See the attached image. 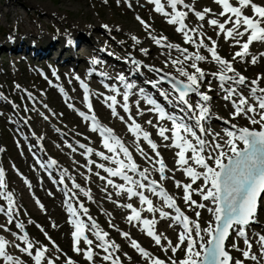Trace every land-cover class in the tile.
<instances>
[{
	"label": "rangeland",
	"instance_id": "1",
	"mask_svg": "<svg viewBox=\"0 0 264 264\" xmlns=\"http://www.w3.org/2000/svg\"><path fill=\"white\" fill-rule=\"evenodd\" d=\"M164 1L166 3L165 10L171 12L167 0ZM164 1L161 0V2ZM254 2L264 5V0H254ZM185 3L193 5L198 11L204 8L212 9V12L203 22L198 21L195 15L189 12L186 24L190 28L199 27L201 24L204 25L205 30L203 29V31L206 37H211L212 40L217 41L218 54L233 63L234 54L236 51L241 50L240 47L230 40L226 41L223 35H218L217 30L207 24V19L211 18L223 21L224 18L217 15L221 8L214 0H185ZM131 4L132 7L130 8L127 6L126 0H0V149H3V151H0V168H3L7 173L5 176L6 190L13 193L14 207L16 209L13 223L11 224L8 223V216L5 213H0V238L7 241V253L12 255L14 259L21 260L23 264H34V261L16 247V245L24 246L23 242L17 239V236L22 233L16 228V223L24 225V230L27 231L30 241L34 244V249L47 248L45 260L42 261V264H47L49 259L54 264H67L69 258L74 264H110L109 261L103 260V251L95 245L93 250L96 255L91 262L87 261L83 254H78L74 251L72 237L74 228L68 221L70 217L66 213L67 206L63 203L69 198L63 195L64 185L53 182L54 180L58 181L62 169H67L69 177L74 178L86 190H90L91 200L83 196V194H79L78 190H76L78 194L73 196L71 203L74 204L77 212L82 217V210L79 209L78 205L83 203L89 210L88 214L97 221L102 230L109 233L108 239L119 245V251L112 249V252L114 256L119 257L120 264H150V262L136 252L130 246V240L123 238L116 229L129 232L130 236L143 245L145 250L150 252L152 256L165 260L166 263L171 260L179 261L185 258L183 246L175 254L171 250L164 251L150 237L145 235L144 231L139 230V228L141 229L140 225L134 226L137 222L130 224L127 221L126 217L130 214L129 209L118 206L116 201L120 205L132 203L138 207L137 204H140L138 198L128 199L126 194L117 197L114 195L115 190L109 187L108 193H113V196L111 200L107 199V193L102 190L105 188L106 182L95 175L98 171L101 176H106V173L94 166L92 171L88 172L85 166L86 157L81 155L84 150L79 149L74 142V139H79L86 146L109 154L103 148V138L100 137L99 133L92 132L90 130V122L85 121L78 114L80 110L87 111V108L83 101L84 91L81 88L80 80H77L76 77L88 83L90 79L89 73L93 75L94 93L91 94L96 98L93 103L94 114L101 121V124L113 129L114 135L125 134L128 140L123 139V136H121V140L132 152L133 159L140 170H143L145 166L152 168L155 164L140 155L136 150V142L133 135L123 123L118 122V118L111 115L110 109L106 107L105 96L114 94L108 92L105 87L106 84L117 86L116 84L119 83L116 82L119 75L129 76L131 79L127 81L135 85L133 92H139L142 88L144 95L150 96L158 104H162L166 113L175 114L178 118L185 120V123H194L182 117L181 112L185 111L184 105L174 101L171 96L166 100L160 95V89L170 90L171 85L168 80L172 76H179L178 72H176V66L170 63V59L178 58L180 54L174 50L156 45L150 38L148 30L137 20V16L151 26V35L166 37L167 43L188 48L189 53L196 51L194 45L185 44L183 35L175 31L176 26L167 23L168 17L156 13L154 5L149 3L148 0H131ZM147 4L150 6L149 9L143 7V5ZM9 9H11V12L8 11ZM27 10L30 12L29 15H27ZM178 10L187 11L182 6H178ZM17 11L20 12L24 19L25 28H19L20 26L16 19ZM43 11L48 12L49 16L41 15L40 13ZM245 13L253 14L250 8L245 9ZM39 16L41 17L39 18ZM32 18L36 20L35 23L32 22ZM104 25L109 27L106 29L103 27ZM34 31L38 34H34ZM28 32H30L29 35L22 36V34ZM40 32L45 33V35H40ZM87 34H91L94 38V44L90 46L89 57L80 45H75L74 48L68 46V49L63 54L59 53V47L66 45L64 40L66 37L69 40L67 43L73 45L74 36H85ZM132 36H136L140 40V44H135L131 39ZM15 39L17 40L14 41ZM246 39L247 37L245 36L243 40ZM32 40L35 43H29ZM53 40H55V44L51 46ZM205 43L210 45V41L207 39ZM26 44L28 46L25 48ZM35 44L38 46L36 52L32 48L35 47ZM142 48L148 49L147 55L140 51ZM199 51L200 54L206 56V60L197 62L198 66L207 74L206 79L203 81V86H201V91L207 92L212 97L211 102L216 105V114L234 122L238 128L260 129L259 125H252L247 116L233 117V108L230 105V101H226L223 98L224 93L219 89V82L211 75V73L218 71L219 66L210 59V54L206 49H200ZM70 53L73 58L69 60L67 69L64 72L55 70L59 65H65L64 59L69 57ZM261 53H264V42L255 41L249 52V57L252 55L260 57ZM107 54L115 57L114 71H110V73H106L101 67L103 65L102 60L106 59ZM129 56L140 61L141 67L139 70L131 63L125 62V58ZM94 59L98 60L99 63L93 64L92 61ZM190 63L189 61L184 64L185 69L189 72L193 71L190 68ZM147 66L160 69V71H150ZM233 67L244 75L249 82L257 77H264V59H258L257 63L253 65L250 59L241 60L237 58L233 63ZM100 73H105L106 75L102 76ZM166 73L169 74L166 80L158 88H153L149 81L159 80L160 76ZM98 79L103 80L105 85L96 82ZM180 79L185 78L180 77ZM94 82L96 83L94 84ZM209 84L211 88L212 85H215L217 87L216 91H211ZM16 85H19L20 88L18 89ZM259 86L264 87V81H261ZM60 88L64 89L63 93ZM245 88L250 91L249 87L245 86ZM241 91L243 90L241 89ZM27 93H31L34 100L29 99ZM139 96H136L133 100L135 104H133L131 115L143 126L145 131L151 134V139L157 143L158 151L166 167H168L166 175L170 177V180L168 179L167 184L162 183L164 180H159L162 184L161 186L165 187L168 193L174 196L177 205L190 219L196 220L194 211L182 199V189L176 188L173 181L174 177L175 180H180L184 183L189 182V179L179 170V166L174 164L176 163L174 155L177 149L171 146V141H163L158 136V130L154 124L158 114L149 113V109L152 106L139 103V107H137ZM117 98L119 101L117 105L119 115L124 116L129 124L130 121L127 119V114L120 107L123 103L122 96ZM188 98L194 104L199 99L194 93H190ZM253 100L255 105V99L253 98ZM69 103L73 105L72 108L68 107ZM14 105L18 107H14ZM45 105H47V108L44 107ZM141 112L143 113L142 115L140 114ZM40 113L48 115L49 119H43ZM214 116L217 115L210 114L209 118ZM209 118L205 121H208ZM256 118L259 119V114L256 115ZM149 120H152L153 124H148L147 121ZM213 124L225 127L215 122ZM163 126L171 127L165 124ZM56 129H60V131L57 132ZM21 135L26 140L27 147L31 144V147H28L31 151H28L25 144L20 140ZM37 139L43 144L42 146L37 144ZM68 143H72L73 146L78 148V151L73 153L66 146ZM140 146L148 153L149 157L151 154L154 157V153H152L146 142L141 140ZM238 147L242 148L243 144L238 143ZM37 158L44 162L55 159L58 164L54 168L59 173H54L52 171L54 168H50V170L40 168ZM91 159L98 163H106L107 166L109 164L101 161L95 155ZM223 162H227V159ZM208 163L214 166L212 160H208ZM173 166L174 170L180 173L173 174L171 172ZM49 173H51V176ZM156 175L157 178H160V174L157 171ZM86 177L88 178L86 179ZM157 178L153 179L156 180ZM113 179L115 183H122L118 177ZM25 180L30 182L31 187H28ZM95 181H102L103 184H96ZM65 183L71 188V179H66ZM202 183V181H198L193 187H199ZM92 190H94V194ZM192 198L198 203H203L199 195L193 194ZM153 199L156 206L157 203L163 204L159 197ZM37 200L43 204V209L36 203ZM211 206L215 207L214 204L209 205V207ZM0 207L7 208V201L0 199ZM157 207L166 208L163 205ZM167 210L172 213L174 211ZM197 210L201 213L198 219L202 228L207 227L209 223H215L214 216L206 208ZM143 215L149 219H157L156 217H159L158 213L146 212L142 214V217H144ZM84 217L85 223H90L87 217ZM170 223L172 226H169ZM112 224L116 227H111ZM155 227H157L158 233L166 235L174 245L178 242L180 227L174 221L161 219ZM137 229L138 231H136ZM247 231L253 245L252 254L257 255L259 258L257 261L243 258L242 250L246 246L242 239L237 238L235 233H232L226 241L227 250L234 259L241 260L243 264H261L264 261V256L261 255L264 249H262L258 237L259 235H264V199L260 201L256 222L250 224ZM13 233H16V235L14 236ZM86 234H88L90 239L95 240V237L90 232ZM205 240H207V237H205ZM234 242L238 244L240 250L233 248ZM162 243L166 244L165 241H162ZM80 247L85 249L87 246L83 244ZM200 251L202 252V250Z\"/></svg>",
	"mask_w": 264,
	"mask_h": 264
},
{
	"label": "snow or ice",
	"instance_id": "2",
	"mask_svg": "<svg viewBox=\"0 0 264 264\" xmlns=\"http://www.w3.org/2000/svg\"><path fill=\"white\" fill-rule=\"evenodd\" d=\"M126 2L127 6L131 8V0H126ZM148 2L154 5L156 13L168 17L167 23L169 25L176 26L175 31L183 35L185 44L194 45L196 49V51L189 53L188 48L167 43L166 37L151 35V26L137 16V20L148 30L150 38L156 45L174 50L180 54V57L170 59V63L176 66V72H178L179 76H172L168 80L171 85L170 90L160 89V95L166 100L171 96L174 101L184 105V110L190 114L188 118L194 121L193 124L185 123L182 118L166 113L165 109L155 99L144 95L142 88L139 92L142 99L152 106L149 110L158 114L159 120L171 122V127L155 125L158 129L157 134L163 141H171V146L177 149L175 162L179 166V170L189 179V182L182 183L179 180H174L175 187L182 189V199L194 211L197 219H190L177 205L173 195H170L162 186H159L157 180L149 179L148 168L139 169L133 159L132 152L125 143L114 135L112 128L105 127L97 119L93 112L89 86L79 77H76L77 80H80L81 88L84 91L83 101L87 108V113L79 111L78 114L85 121L90 122V130L92 132L99 133L100 137L103 138V148L109 153L96 151L92 147L80 143L78 148L84 150L82 155L86 157L85 166L88 172H91L94 166L106 173V176H101L98 171L95 175L106 182V186L102 190L107 193V199H112L113 193H108V188L111 187L115 190V196L119 197L122 194H126L128 199L138 198L140 205H146V208L138 209L132 203L120 205L116 201L118 206L130 210L131 214L126 217L130 224L137 222L134 226L143 225L141 230L146 232V235L164 251L171 250L175 254L181 246L184 247L185 258L179 261L171 260L169 264H243L241 260L234 259L227 250L226 241L232 233H235L238 239H242L246 246L242 250L243 258L257 261L259 259L258 256L253 255L251 251L253 245L249 239L247 228L250 224L256 222L260 201L264 199V87L259 86L261 81H264V77H257L249 82L244 75L233 67L232 62L218 54L217 41L212 40L211 37H206L202 24L196 28H190L186 24L189 12H192L198 21L203 22L212 12V9L204 8L198 11L193 5L185 3V0H167V4L171 9V12H169L165 10V5L161 0H148ZM214 2L221 8L217 15L224 19L223 21L217 18L207 19V24L217 30L218 35H223L226 41L230 40L240 47L241 50L235 52L233 59H250L253 65L257 63L258 59H264V53H261L260 57L255 55L249 57L250 45L255 41L264 42V26H262L264 25V5L257 4L254 0H236L235 4L231 0H214ZM178 6H182L187 11L178 10ZM248 8L252 10L254 15L245 14V9ZM103 27L107 29L109 26L104 25ZM245 36L247 39L243 40L242 38ZM131 39L135 44H140V40L136 36H132ZM206 39L210 41V45L205 43ZM200 49H206L210 54V59L219 66L218 71L211 73V75L219 82V89L224 93L223 98L231 102L233 117L247 116L252 125L260 126V130H250L248 127L238 128L236 124L225 121V123L230 124V129H224V136L227 139L220 137L218 133L211 134L207 132L202 121H205L210 116L208 102L212 97L207 92L201 91V84L206 79L207 74L197 63L206 60V56L200 54ZM140 51L145 55L148 54V49L142 48ZM189 61L191 62L190 68L193 70L191 72L184 67V64ZM125 62L131 63L137 70L141 67L140 61L131 56L126 57ZM92 63L98 64L99 61L94 59ZM147 67H149L150 71H160V69ZM100 74L102 76L106 75L105 73ZM168 75L166 73L160 76L159 80L149 81V83L153 88H158ZM180 77L185 79H180ZM118 81L123 85L124 90L122 93L121 89L116 86L105 85L106 88H109L114 93L104 98L111 109V114L122 121L125 119L117 111L119 103L117 97L122 95L123 103L120 107H122L123 112L127 114V119L130 121L128 131L135 138L136 150L146 160L154 161V164L158 165L155 170L160 174L161 180L168 179L166 164L158 151L157 143L151 139V134L143 130L142 126L131 115L129 97L135 85L128 82L125 75H119ZM240 86L249 87L250 93L256 101L255 105L249 103L248 97L240 90ZM16 87L20 88L19 85H16ZM60 91L63 93L64 89L60 88ZM190 93H194L199 97L195 104L188 98ZM27 96L29 99L34 100L31 93H27ZM14 107L18 106L14 105ZM44 107L47 108V105ZM68 107L72 108L73 105L69 103ZM137 107H139V101H137ZM257 113L259 114V119L255 118ZM140 114L142 115L143 113L141 112ZM40 115L45 120L49 119L48 115L43 113H40ZM147 123L151 125L153 121L149 120ZM196 129L201 134L212 135V140L203 138V135H197ZM56 131L59 132L60 129H56ZM141 140L147 143L152 153H154V157H149L140 146ZM238 143H242L243 147H238ZM66 146L73 153L78 151V148L73 146L72 143H68ZM0 151H3V149H0ZM189 153L190 155H188ZM93 155L99 157L101 161L115 165V167L94 161L91 159ZM225 159H227V163L223 162ZM208 160H212L214 166L210 165ZM37 163L40 168H54L58 164L55 159L44 162L39 160V158H37ZM197 166L203 171H198ZM130 173L135 175H130ZM117 177L122 183L114 182L113 178ZM66 179H71V188L65 183ZM198 181L203 183L199 187L194 188L193 185H196ZM53 182L64 185V194L69 198L65 203L70 217L69 223L74 228L72 232L74 251L78 254H83L87 261H93L96 255L93 251L94 241L86 234V232H90L97 242L95 246L104 253L103 260L109 261L110 264H120L119 257L114 256L112 252V249L119 251V245L108 239L109 233L101 229L97 221L88 214L89 210L83 203H80L78 207L82 210V215L86 216L90 223H85L80 218L81 214L77 212V208L73 207L71 203L73 196L78 193L91 200L90 190H86L74 178L69 177L67 169H62L58 181L54 180ZM25 183L28 187H31L29 181L25 180ZM158 188L159 190H157ZM6 189L5 170L0 168V199L7 201V208L0 207V213H5L8 216V223L11 224L13 223L16 209L14 207L13 193ZM76 190H78V193ZM145 190L159 197L167 209L174 210V214L165 211L164 207L154 206L153 200L145 195ZM49 194L51 195V193ZM193 194L199 195L203 201L210 202L215 207H209L205 203H198L192 198ZM36 203L41 209L44 208L39 200ZM205 208L209 213H212L215 223H209L207 227L202 228L198 219L201 213L197 209ZM142 211L158 213L160 219L175 221L176 225L182 227V231L178 234V242L174 245L166 235L158 233L155 230L157 220L143 218ZM53 226L55 227V225ZM169 226H172L171 223ZM111 227L115 228L116 226L112 224ZM16 228L22 233L17 236V239L24 244L23 247H20V245H16V247L19 248L20 252L31 257L34 264H42V261L45 260L47 248L34 249V244L30 241L29 234L24 230V225L16 223ZM116 230L120 232L123 238L130 240V246L148 260L150 264H166L165 260L152 256L136 239L131 238L129 232ZM13 235L15 236L16 233H13ZM205 237H207V240H205ZM258 239L262 249H264V235H259ZM81 241L87 246L85 249L80 247ZM162 241H165L166 244L162 243ZM6 244L7 241L0 238V258H2L3 264H23L21 260L14 259L12 255L7 253ZM233 248L240 250L236 242L233 243ZM197 249L202 250V252ZM202 255L203 258L201 259ZM261 255L264 256V251L261 252ZM47 264H54V262L49 259ZM67 264H74V262L69 258ZM261 264H264V261Z\"/></svg>",
	"mask_w": 264,
	"mask_h": 264
},
{
	"label": "bare ground",
	"instance_id": "3",
	"mask_svg": "<svg viewBox=\"0 0 264 264\" xmlns=\"http://www.w3.org/2000/svg\"><path fill=\"white\" fill-rule=\"evenodd\" d=\"M13 3V2H12ZM62 3H63V1H62ZM164 5H166V3L165 2H162ZM24 7H26L25 5H24ZM143 7H145V8H147V9H149L150 8V6L147 4V5H143ZM27 9H28V7H26ZM9 12H11V9H9L8 10ZM30 14V12H29V10H27V15H29ZM41 15H46V16H49V13L48 12H46V11H43L42 13H40ZM41 16H39V18H40ZM61 17V16H60ZM16 19H17V23L19 24V28H25L26 27V25H24L23 24V22H24V19L22 18V16H21V14H20V12L19 11H17V15H16ZM32 20V22L33 23H35L36 22V20H34L33 18L31 19ZM91 29H93V27H91ZM203 29H204V25H203ZM205 30V29H204ZM29 31V30H28ZM33 33V32H32ZM30 34V32H28V33H24V34H22V36H26V35H29ZM34 34H38V33H35V31H34ZM40 35H42V36H44L45 35V33H43V32H40L39 33ZM159 37V36H158ZM242 39H244V38H242ZM12 40V39H11ZM17 39H15L14 41H16ZM65 41H66V45H63V46H61V47H59V53L60 54H63L64 52H65V50H67L68 49V46H70V47H72V48H74V46L75 45H80V46H82V48H83V50L86 52V54H87V56L89 57V54H90V51H91V48H90V46H92L93 44H94V38H93V36L91 35V34H87V35H85V36H78V37H75L74 36V42H73V45L72 44H70V43H67V41H69L68 40V38L66 37L65 39H64ZM29 43H35L33 40L32 41H30ZM51 46H54V44H55V40H53V43L51 42ZM254 45V42H253V44L252 45H250V48H251V46H253ZM28 45L26 44L25 45V48L27 47ZM32 48H34V50H35V52L38 50L37 48H38V46H36V44H35V47H32ZM251 51V49L249 50V52ZM71 54V53H70ZM73 58V55L71 54L69 57H66L65 59H64V64L66 65H59L58 67H56L55 68V70H57V71H62V72H64V70L65 69H67V65H68V63H69V60L70 59H72ZM237 59V58H236ZM235 59V60H236ZM235 60L233 61V63L235 62ZM104 62H103V65L101 66L105 71H106V73H110V71H114V61H115V57H112L111 55H109V54H107L106 55V59L105 60H103ZM113 65V66H112ZM130 77L128 76V77H126V80L127 79H129ZM115 80V79H114ZM96 82H98V83H100V84H102V85H105V82H103V80H101V79H98ZM96 82H94V84L96 83ZM117 83H119L118 85H117V87L118 88H120V89H122V90H124L123 89V85L122 84H120V82L119 81H117ZM203 83L204 82H202V84H201V86H203ZM216 86L215 85H212V88H211V91H216ZM240 89H242L244 92V94H245V96H247L248 97V99H249V103L250 104H253L254 105V100H253V97H252V95H251V93H250V91H247L246 90V88H245V86H240ZM90 90V89H89ZM107 90H108V92H111L110 91V89L109 88H107ZM157 90V89H156ZM140 95V92H138V91H135V92H133V94H131L130 93V97H129V105L131 106L132 104H135V102H132V100L133 99H135V97L136 96H139ZM258 95H259V93H258ZM138 101H139V103L140 104H143V105H148L147 103H146V101L145 100H143L142 99V97H141V95L138 97ZM256 102V101H255ZM193 103V102H192ZM194 104V103H193ZM208 106H209V108H210V114H215V115H217V116H214V117H212V118H209V120L208 121H202V124H203V126L205 127V129L207 130V132L208 133H211V134H216V133H218L219 134V136L220 137H223L224 139H227L225 136H224V129H226V128H228V129H230V124L229 123H225V121H229L228 119H225L224 117H222V115H219V114H216L217 112H216V109H215V106L216 105H214L212 102H211V100L208 102ZM149 113L150 114H153V113H155V112H153V111H150L149 110ZM181 115H182V117L183 118H186V119H188V120H190V121H192V122H194L193 120H191V119H189L188 117L190 116V114L185 110V111H183V112H181ZM256 115H258V113L256 114ZM178 117V116H177ZM255 118H256V116H255ZM185 121V120H184ZM215 123H217V124H221L222 126H225V127H220V126H215V124H213L214 122ZM187 122V121H186ZM231 122V121H230ZM231 123H234V122H231ZM155 125H157V124H159L160 126H163L164 124L165 125H167V126H171V122L170 121H167V120H163V121H161V120H159L158 118H155V123H154ZM235 124V123H234ZM237 125V124H236ZM158 130V129H157ZM196 131H197V135H203V138H205V139H207V140H212V135H204V134H201L200 132H199V130L198 129H196ZM169 135H170V133H169ZM123 136V135H122ZM155 136H157V134H155ZM211 137V138H210ZM124 138H126L125 136H124ZM221 142H223V141H221ZM205 155H206V153H205ZM174 159H175V161H176V159H177V157L174 155ZM154 162V161H153ZM174 164H176V163H174ZM144 168H148L149 169V173H150V175H151V177L152 178H157V175H156V170H155V166H153L152 168H150V167H148V166H145ZM173 168V170L175 169L174 168V166L172 167ZM166 170H168V167H166ZM171 170V172L173 173V174H177V173H180V172H178L177 170ZM197 170L198 171H203V170H201V169H198L197 168ZM91 179V178H90ZM91 182H93L92 180H90ZM96 182V184H103L102 183V181L100 182V181H95ZM163 183L164 184H167L168 183V179H164V181H163ZM99 185V186H100ZM158 185H159V182H158ZM162 184H160L159 186H161ZM163 187V186H162ZM167 192H168V190L165 188V187H163ZM92 192H93V194H94V190H92ZM203 203H206V205L207 206H209V205H211V203L210 202H207V201H203ZM163 205V204H162ZM212 207V206H211ZM157 222H160L161 221V219L158 217L157 219ZM162 220H164V219H162ZM136 231H138V229L136 230ZM84 243L83 242H81V244L80 245H83ZM0 264H3V261H2V258H0Z\"/></svg>",
	"mask_w": 264,
	"mask_h": 264
},
{
	"label": "water",
	"instance_id": "4",
	"mask_svg": "<svg viewBox=\"0 0 264 264\" xmlns=\"http://www.w3.org/2000/svg\"><path fill=\"white\" fill-rule=\"evenodd\" d=\"M250 130H257V129H250ZM202 258H203V256H202Z\"/></svg>",
	"mask_w": 264,
	"mask_h": 264
}]
</instances>
